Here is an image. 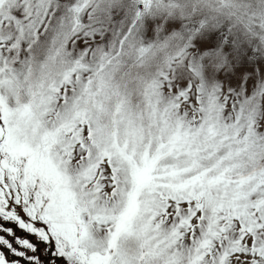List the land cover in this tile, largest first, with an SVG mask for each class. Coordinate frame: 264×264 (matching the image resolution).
I'll return each mask as SVG.
<instances>
[{"label": "snow or ice", "instance_id": "obj_1", "mask_svg": "<svg viewBox=\"0 0 264 264\" xmlns=\"http://www.w3.org/2000/svg\"><path fill=\"white\" fill-rule=\"evenodd\" d=\"M0 264H264V0H0Z\"/></svg>", "mask_w": 264, "mask_h": 264}, {"label": "rangeland", "instance_id": "obj_2", "mask_svg": "<svg viewBox=\"0 0 264 264\" xmlns=\"http://www.w3.org/2000/svg\"><path fill=\"white\" fill-rule=\"evenodd\" d=\"M18 234L22 235V233H19V232H18Z\"/></svg>", "mask_w": 264, "mask_h": 264}]
</instances>
